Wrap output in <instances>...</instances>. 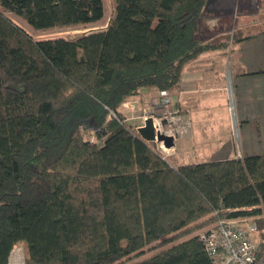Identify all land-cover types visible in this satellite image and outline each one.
I'll use <instances>...</instances> for the list:
<instances>
[{
	"label": "trees",
	"instance_id": "trees-1",
	"mask_svg": "<svg viewBox=\"0 0 264 264\" xmlns=\"http://www.w3.org/2000/svg\"><path fill=\"white\" fill-rule=\"evenodd\" d=\"M206 3L114 0L106 28L37 40L10 14L71 27L102 19L104 1L0 0V264L18 243L25 264H109L161 242L129 264H213L192 224L264 213V153L174 165L123 110L227 47L203 36Z\"/></svg>",
	"mask_w": 264,
	"mask_h": 264
},
{
	"label": "crops",
	"instance_id": "crops-1",
	"mask_svg": "<svg viewBox=\"0 0 264 264\" xmlns=\"http://www.w3.org/2000/svg\"><path fill=\"white\" fill-rule=\"evenodd\" d=\"M169 93L164 105L157 89L143 87L123 110L137 119L140 110L162 113V120L170 114L164 127L175 136L172 164H183L178 155L204 151L219 154L216 159L264 153L263 32L188 62L179 90Z\"/></svg>",
	"mask_w": 264,
	"mask_h": 264
},
{
	"label": "rangeland",
	"instance_id": "rangeland-1",
	"mask_svg": "<svg viewBox=\"0 0 264 264\" xmlns=\"http://www.w3.org/2000/svg\"><path fill=\"white\" fill-rule=\"evenodd\" d=\"M105 13L102 19L87 23L81 24L71 27H61V28H53L49 30L35 31L32 29L25 20L11 15V18L21 27H23L29 34H31L37 40L50 39V38H75L76 36L88 33L94 30L104 29L107 27L110 18L114 13V0H103ZM203 26V36L211 40V42H225L227 48H231V45L234 44L239 39L254 35L258 33L264 32V0H207L205 12L201 19ZM134 100V99H133ZM127 100L125 103L128 108H132L135 105V101ZM124 103V104H125ZM130 104V106H129ZM132 104V105H131ZM124 106V105H123ZM142 114L139 116L140 119H137L136 116L134 118L127 119V123L131 126V128L137 132V128L139 127L141 119H143L144 123L146 118L149 116H153L154 123H157L155 118L161 116L162 113L159 112H143L140 110ZM139 112V113H140ZM129 114V113H128ZM156 114V116H155ZM163 115V114H162ZM166 118L168 121L170 119V114ZM139 120V121H138ZM162 121V119H161ZM163 129L162 132L167 134H171L168 130L167 126L160 122ZM142 124L141 126H143ZM168 125V124H167ZM138 133V132H137ZM174 136V134H171ZM84 137L86 139L92 140L94 142H98L93 131L84 130ZM175 137V136H174ZM149 143L153 146V148L158 151L165 159H167L170 163L173 162V158H175L176 154L174 150L171 148H166L162 142L152 141ZM171 149V150H170ZM179 163L192 162V161H208L213 160L220 157L217 153H210L207 151L197 152L193 154H181L178 155ZM264 209V206H263ZM250 219H253L257 222L259 227L258 240L260 242L261 249H264V213L260 216H252ZM210 226L209 221L206 219H201L198 222L192 224L191 228H197L195 231L193 230L190 235L195 233H201L206 230ZM188 235L177 236L173 243L181 241L186 238ZM171 243V244H173ZM167 243H154L150 247H147L144 253L141 256H133L132 258L121 259L109 264H129L135 260L146 258L156 252H159L160 249L166 248L169 246ZM15 253L12 255L14 264H25V249L22 243H18L15 246ZM262 249V250H263ZM17 253V257L16 256ZM17 258V259H16ZM16 259V260H15ZM20 260V261H19Z\"/></svg>",
	"mask_w": 264,
	"mask_h": 264
},
{
	"label": "built area",
	"instance_id": "built-area-1",
	"mask_svg": "<svg viewBox=\"0 0 264 264\" xmlns=\"http://www.w3.org/2000/svg\"><path fill=\"white\" fill-rule=\"evenodd\" d=\"M160 96L164 105L171 102L167 90L160 91ZM155 119L156 131H162L161 118ZM258 233L259 227L255 220L249 217L231 218L220 220L216 227L203 231L200 238L213 264H264V255L259 253ZM12 259L11 256L9 264L15 263Z\"/></svg>",
	"mask_w": 264,
	"mask_h": 264
},
{
	"label": "water",
	"instance_id": "water-1",
	"mask_svg": "<svg viewBox=\"0 0 264 264\" xmlns=\"http://www.w3.org/2000/svg\"><path fill=\"white\" fill-rule=\"evenodd\" d=\"M166 121L162 120L161 123L164 125ZM137 130L140 136L147 141L162 142L166 148H171L175 145V137L173 135L162 132L161 130L156 131L153 116L146 118L144 125L139 126Z\"/></svg>",
	"mask_w": 264,
	"mask_h": 264
},
{
	"label": "bare ground",
	"instance_id": "bare-ground-1",
	"mask_svg": "<svg viewBox=\"0 0 264 264\" xmlns=\"http://www.w3.org/2000/svg\"><path fill=\"white\" fill-rule=\"evenodd\" d=\"M260 34V33H259Z\"/></svg>",
	"mask_w": 264,
	"mask_h": 264
}]
</instances>
